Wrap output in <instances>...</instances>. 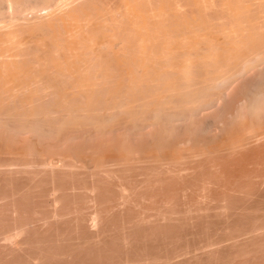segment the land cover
<instances>
[{"label":"rangeland","instance_id":"rangeland-1","mask_svg":"<svg viewBox=\"0 0 264 264\" xmlns=\"http://www.w3.org/2000/svg\"><path fill=\"white\" fill-rule=\"evenodd\" d=\"M257 62L221 83L189 120L104 132L86 125L59 138L0 125V264H264V60Z\"/></svg>","mask_w":264,"mask_h":264},{"label":"bare ground","instance_id":"bare-ground-1","mask_svg":"<svg viewBox=\"0 0 264 264\" xmlns=\"http://www.w3.org/2000/svg\"><path fill=\"white\" fill-rule=\"evenodd\" d=\"M187 7L198 14L188 17ZM263 57L264 0H0V125L59 138L86 125L135 130L191 118L221 83Z\"/></svg>","mask_w":264,"mask_h":264}]
</instances>
